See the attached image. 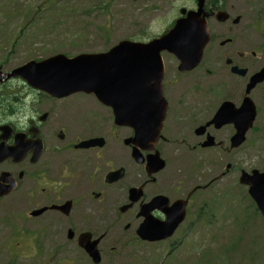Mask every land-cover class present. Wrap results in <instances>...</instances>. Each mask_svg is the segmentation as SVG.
Wrapping results in <instances>:
<instances>
[{"label": "flooded vegetation", "instance_id": "af4514ba", "mask_svg": "<svg viewBox=\"0 0 264 264\" xmlns=\"http://www.w3.org/2000/svg\"><path fill=\"white\" fill-rule=\"evenodd\" d=\"M203 1L210 39L198 65L180 69L173 53H160L165 114L155 139L149 132L143 137L142 130L141 138H135L130 120L116 125L112 107L92 94L54 97L19 80V94L6 110L9 117L0 119V126L8 125L0 130V146L15 149L14 156L0 160V183L9 191L0 201L18 206L13 247L6 248L11 262L91 264L82 242L99 239L101 248L106 238L101 229L110 233L117 224L146 245L169 241L181 224L170 237L156 241L141 240L137 229L141 223L165 222L184 201L188 216L198 196L211 190L213 177L206 169L213 151L224 156L243 149L244 143L229 145L243 125L247 96L256 108L249 132L261 147L264 38L236 32L242 15L232 0ZM30 95L39 97L38 103L29 101L38 115L35 121L28 118L22 131L24 97ZM210 137L214 146L205 144ZM157 157L164 166L154 171Z\"/></svg>", "mask_w": 264, "mask_h": 264}, {"label": "rangeland", "instance_id": "374dc122", "mask_svg": "<svg viewBox=\"0 0 264 264\" xmlns=\"http://www.w3.org/2000/svg\"><path fill=\"white\" fill-rule=\"evenodd\" d=\"M242 15L236 32L264 38V0H232ZM191 0H0V66L3 71L31 59L62 52L106 51L122 39L146 42L164 33L178 18L180 7ZM21 88L18 80L9 83ZM8 119V111L0 107ZM9 120H13L12 117ZM239 152L221 155L213 151L206 172L216 177L231 165L228 173L212 184L211 192L198 196L195 210L179 231L164 244L136 243L118 224L102 243L100 264H264V220L240 185L241 170L264 171V137L261 147L248 132ZM189 158V156L187 157ZM183 166L180 174H182ZM207 200L199 218L200 201ZM0 201V264L11 262L6 250L13 247L17 223L16 202ZM199 202V203H198ZM174 244L167 246V243ZM113 247V249H111ZM172 252V253H171ZM171 253V254H170Z\"/></svg>", "mask_w": 264, "mask_h": 264}, {"label": "water", "instance_id": "95a60500", "mask_svg": "<svg viewBox=\"0 0 264 264\" xmlns=\"http://www.w3.org/2000/svg\"><path fill=\"white\" fill-rule=\"evenodd\" d=\"M202 12V0H198L197 11H188L186 16L175 21L169 31L149 42L124 39L107 52L80 53L73 57L58 53L40 61L30 60L9 73L3 74L0 70V83L18 76L53 96L77 91L93 93L113 108L117 123L126 122V110L131 107L135 125L140 124L141 129L158 130L165 111L161 94L163 67L160 51L173 52L181 61L180 68L196 66L208 41ZM181 13L185 10L181 9ZM246 104L249 107L241 117L244 127L240 135L233 138L232 146L244 139L243 134L254 118L250 101L247 100ZM240 182L249 186L248 193L264 217V173L256 170L251 174L243 173ZM4 193L0 190V195ZM183 215L175 216L169 225L150 227L149 230L140 228L141 236L165 238L182 221ZM85 249L92 251L95 261H98L96 242Z\"/></svg>", "mask_w": 264, "mask_h": 264}, {"label": "clouds", "instance_id": "9594fccd", "mask_svg": "<svg viewBox=\"0 0 264 264\" xmlns=\"http://www.w3.org/2000/svg\"><path fill=\"white\" fill-rule=\"evenodd\" d=\"M29 101L33 102V103H38L39 102V97L38 95H30V96H26L24 97V108H25V117L21 118L20 120V130L24 131L27 129L28 127V118H31L33 121H35L37 119V113L33 112L30 108H29Z\"/></svg>", "mask_w": 264, "mask_h": 264}, {"label": "trees", "instance_id": "16d2710c", "mask_svg": "<svg viewBox=\"0 0 264 264\" xmlns=\"http://www.w3.org/2000/svg\"><path fill=\"white\" fill-rule=\"evenodd\" d=\"M2 105H3L5 108L7 107V106H6V103H3V100L0 99V107H1Z\"/></svg>", "mask_w": 264, "mask_h": 264}]
</instances>
